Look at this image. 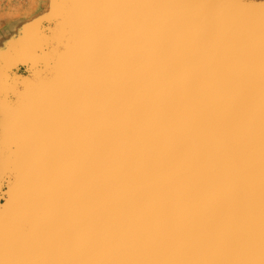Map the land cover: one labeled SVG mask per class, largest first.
<instances>
[{
  "label": "snow or ice",
  "instance_id": "6c2138e0",
  "mask_svg": "<svg viewBox=\"0 0 264 264\" xmlns=\"http://www.w3.org/2000/svg\"><path fill=\"white\" fill-rule=\"evenodd\" d=\"M75 7L3 54L0 264H264V0Z\"/></svg>",
  "mask_w": 264,
  "mask_h": 264
},
{
  "label": "rangeland",
  "instance_id": "374dc122",
  "mask_svg": "<svg viewBox=\"0 0 264 264\" xmlns=\"http://www.w3.org/2000/svg\"><path fill=\"white\" fill-rule=\"evenodd\" d=\"M53 1L0 0V69L5 62L4 52L8 50L9 59L15 57L25 36L28 34V37H33L35 26L39 22L44 21L53 12L52 5L55 4L56 0ZM0 80H2L1 72ZM3 119L0 107V140H2Z\"/></svg>",
  "mask_w": 264,
  "mask_h": 264
},
{
  "label": "water",
  "instance_id": "95a60500",
  "mask_svg": "<svg viewBox=\"0 0 264 264\" xmlns=\"http://www.w3.org/2000/svg\"><path fill=\"white\" fill-rule=\"evenodd\" d=\"M60 2H61V0H59V1L56 0L55 4L57 5V8L54 9L53 12L44 21L39 22L35 26L34 36L33 37H31V36L29 37V41L30 42L37 40L38 39L37 31H39L40 27L45 22H51L55 18V15L59 14L60 12H61L62 15H65V16H68V17L82 16V15H86L87 14V10L86 9L77 8L75 6L93 4V3H101V2H113V0H62V2H63L62 4L67 6L65 8L60 7V5H59ZM212 2L230 3V2H239V0H212ZM20 50L16 53L14 58H18L19 57L18 54L20 53ZM14 58H12V59H14ZM2 69H3V65H2V67L0 69L1 75H2ZM24 74L26 75V73H24ZM23 78L24 77H20V79H23ZM0 84H1L0 96H2L4 87H5V82H4L3 76H2V80H0ZM0 107H1L2 114H3V118L5 119L4 106H3L2 100H0ZM4 119H3V121H4ZM2 135H3V131H2ZM5 191H6V189L0 188V229H2V222H3V219H4L5 215H6V211H7L8 214H13L15 212V209H7L6 210V207L4 205V204L7 203V201L4 199ZM257 226H258V215H257Z\"/></svg>",
  "mask_w": 264,
  "mask_h": 264
},
{
  "label": "bare ground",
  "instance_id": "6f19581e",
  "mask_svg": "<svg viewBox=\"0 0 264 264\" xmlns=\"http://www.w3.org/2000/svg\"><path fill=\"white\" fill-rule=\"evenodd\" d=\"M54 1H55V0H54ZM54 1H53V2H54ZM58 1H59V0H58ZM55 3H56V2H55ZM62 3H63V2H62V0H61V2L59 3L60 7H62V5H63ZM58 7H59V6H58ZM60 7H59V8H60ZM53 10H54V9H53ZM53 10H52V11H53ZM52 11H51V12H52ZM51 12H50V13H51ZM50 13H49V14H50ZM32 32H33V31H32ZM24 33H25V32H24ZM29 33H30V32H29ZM21 35H22V34H21ZM19 36H20V35H19ZM33 36H34V33H33ZM22 37H23V36H22ZM16 39H17V38H16ZM17 40H18V39H17ZM18 42H19V41H18ZM29 42H30V41H29V37H28V34H27V35L25 36V39H24L22 45L20 46V49H21V50H20V53L18 54V56H21V55L23 54V52H24V50H25V48H26V46H27V43H29ZM18 44H19V43H18ZM17 48H18V47H17ZM2 128H3V127H2ZM1 133H2V132H1Z\"/></svg>",
  "mask_w": 264,
  "mask_h": 264
}]
</instances>
